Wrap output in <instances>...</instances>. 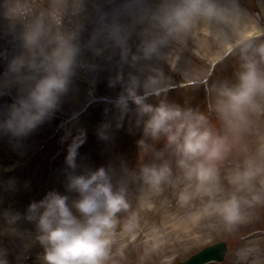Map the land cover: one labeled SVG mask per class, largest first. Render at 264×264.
<instances>
[{
    "label": "clouds",
    "instance_id": "1",
    "mask_svg": "<svg viewBox=\"0 0 264 264\" xmlns=\"http://www.w3.org/2000/svg\"><path fill=\"white\" fill-rule=\"evenodd\" d=\"M105 3L110 9L105 10ZM0 19L6 21L16 46L10 59L7 52H0V62L5 63L0 73V99L11 100L0 103V136L10 134L17 140L28 136L52 118L78 69L95 72L97 57L110 62L118 53L121 70L109 82L124 88L115 102L119 109L115 127H123L126 117L135 118L137 125L143 122L146 138L164 139L176 158L178 178L185 182L177 196L178 206L191 208L193 200L209 198L188 218L216 214L231 233L247 218L244 206L264 203L259 197L248 200L237 195L251 192L257 178L264 193V138L228 178L234 191L216 199L223 192L221 162L236 144L255 133L258 117L264 114V31L254 27L256 18L241 0H0ZM198 33L211 38L216 63L229 56L239 60L235 83L215 87V99L209 105L222 132L201 111L166 100L158 105L148 102L150 97L166 96L173 87L160 66L165 51ZM88 52L91 59L86 58ZM125 64L136 70L127 80L122 70ZM91 83L95 85V78ZM78 115L74 113L72 120ZM110 127V123L103 125L102 139H108ZM62 139H71L67 164L75 169L85 133L79 130L74 135L68 128ZM138 143L144 152L150 150L144 139ZM172 176L167 162L142 166L138 177H117L114 169L104 167L71 176L69 188L78 194L77 199L70 203L68 196L52 192L28 209L26 219L35 221L36 240L44 249L43 264H110L117 228L131 236L139 227L138 215L131 211L130 183L139 179L145 186L137 197L138 207L145 209L151 205V197L163 191L162 185L172 183ZM7 186L14 187V181ZM122 213L127 215L121 218ZM0 218L6 225L0 227V241L8 236L26 242L25 232L17 227L19 214L4 212ZM24 248L30 244L25 243ZM8 253L0 243V264H10Z\"/></svg>",
    "mask_w": 264,
    "mask_h": 264
},
{
    "label": "rangeland",
    "instance_id": "2",
    "mask_svg": "<svg viewBox=\"0 0 264 264\" xmlns=\"http://www.w3.org/2000/svg\"><path fill=\"white\" fill-rule=\"evenodd\" d=\"M241 2L256 18L254 27L264 31V0H241ZM92 7L93 5L90 4L89 9L91 10ZM103 7L108 10L111 5L105 3ZM91 27L92 25H89V31ZM15 50L13 35L8 32L6 21L0 19V52H7L10 59ZM132 51L133 53L136 51L135 44L132 45ZM86 58L91 59L92 54L88 52ZM119 59L118 53L110 62L104 57H97L95 63L99 68L95 72L78 69L69 91L61 98V103L52 118L37 126L28 136L19 140L11 137L10 134L0 136V180L4 182L0 184V213L19 214L21 219L17 227L26 234V242L8 236L0 241L9 249L7 259L10 264H43L44 249L36 240L38 230L35 221L26 219L28 209L32 203H39L52 192L68 196L70 203L77 199L78 194L69 188L71 176L86 175L104 167L114 169L117 177L126 174L129 177L133 174L138 177L142 166L161 165L166 162L173 169L172 181L176 175H179L175 156L164 157L163 152L156 148L152 149L157 142L164 139L153 141L151 138H146L143 133V122L137 125L135 118L126 117L123 127L119 129L115 127V116L119 112L115 102L124 88L120 83L110 86L109 82L121 70ZM216 59V49L211 38H205L203 33H198L183 45L174 44L167 49L165 59L161 61L160 66L173 85L169 92L174 88H182L179 91H171V94L165 96L167 102L201 112L204 111L203 107L206 103L212 104L215 99L214 88L224 82L235 83V74L239 68V60L236 56H229L221 63H216ZM4 67L5 63L0 62V73L3 72ZM122 70L125 80L129 73L136 74V70L127 64ZM93 78H95L94 86L91 83ZM89 92L92 93L91 97ZM92 97L95 99L89 103ZM151 98L156 99L155 102H149L151 101L149 98L148 102L153 105L160 102L159 97ZM4 102L10 103L11 100L9 97L0 99V103ZM130 107L135 108L134 105ZM74 113L79 115L72 120ZM209 122L217 131H223L217 119ZM105 123L111 125L107 132L108 139H102L100 136ZM68 128H72L74 135L79 130H83L86 136L85 142L77 150L75 169L67 164L71 139H62ZM260 138H264V114L258 117V128L255 133L236 144L225 160L233 158L245 160L253 149L255 150ZM141 139L150 146L149 151L144 152L141 149L138 143ZM219 168L223 192L218 193L216 199H221L234 191L228 178L236 169H230L222 162ZM6 169L11 170L6 171ZM10 180L14 181L12 188L7 186ZM184 184L185 182H182L178 188H172L166 194L152 196L151 199L156 202H151L148 208L140 209L137 197L145 186L139 179L130 183L131 211L137 213L139 227L131 236L122 234L121 229L117 228L116 242L112 250L113 259L110 264H173L202 247L220 240H225L229 244V252L221 264H264V203L244 206L242 211L247 218L231 233L225 230V225L219 216L208 221L209 230H202L201 237L190 242L184 236L176 237V233L170 234V227H166V232L162 231L165 212L176 214L177 218L194 212L190 208L179 207L177 199L174 198L183 189ZM261 187L260 178H257L251 192L245 190L237 195L248 200L259 197L264 201ZM208 200V197H204L203 200L197 198L195 206L202 209ZM126 215V213L120 214L121 218ZM212 215L214 214L207 215L208 219ZM2 226L6 225L0 218V227ZM155 232L158 236H165L166 239L155 242ZM25 243L30 244L27 250L24 248Z\"/></svg>",
    "mask_w": 264,
    "mask_h": 264
},
{
    "label": "bare ground",
    "instance_id": "3",
    "mask_svg": "<svg viewBox=\"0 0 264 264\" xmlns=\"http://www.w3.org/2000/svg\"><path fill=\"white\" fill-rule=\"evenodd\" d=\"M177 196L174 198L177 199ZM151 202L155 203L156 201L154 199H151ZM195 202L196 201L193 200L192 203ZM163 216L165 217L163 219V227H164L163 230H167L166 227H170L171 228L170 234L176 233V237L178 235L184 236L185 239H188V242H190V240H196L197 238L201 237L200 232L202 230L210 229L208 221L212 219H216L218 217V215L214 214L209 219L207 216H204L199 220H191L188 218L189 215L177 218L176 214H168L166 212ZM167 236L172 237L173 235H167ZM154 238H155V242H158L161 239H166L165 236H158L157 232H155Z\"/></svg>",
    "mask_w": 264,
    "mask_h": 264
},
{
    "label": "water",
    "instance_id": "4",
    "mask_svg": "<svg viewBox=\"0 0 264 264\" xmlns=\"http://www.w3.org/2000/svg\"><path fill=\"white\" fill-rule=\"evenodd\" d=\"M193 264H200L201 261H191Z\"/></svg>",
    "mask_w": 264,
    "mask_h": 264
}]
</instances>
